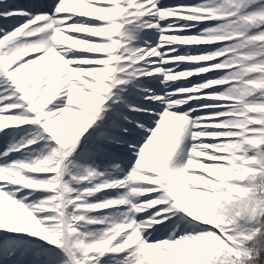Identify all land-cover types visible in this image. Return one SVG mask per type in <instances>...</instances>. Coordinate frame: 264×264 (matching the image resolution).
Masks as SVG:
<instances>
[{
	"label": "snow or ice",
	"instance_id": "1",
	"mask_svg": "<svg viewBox=\"0 0 264 264\" xmlns=\"http://www.w3.org/2000/svg\"><path fill=\"white\" fill-rule=\"evenodd\" d=\"M0 264H264V0H0Z\"/></svg>",
	"mask_w": 264,
	"mask_h": 264
},
{
	"label": "rangeland",
	"instance_id": "2",
	"mask_svg": "<svg viewBox=\"0 0 264 264\" xmlns=\"http://www.w3.org/2000/svg\"><path fill=\"white\" fill-rule=\"evenodd\" d=\"M9 2H13L12 0H9Z\"/></svg>",
	"mask_w": 264,
	"mask_h": 264
}]
</instances>
